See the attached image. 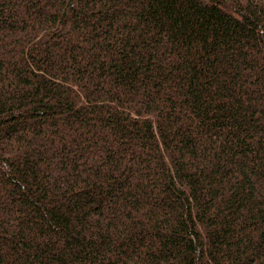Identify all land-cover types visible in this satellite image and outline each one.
<instances>
[{"label":"trees","instance_id":"obj_1","mask_svg":"<svg viewBox=\"0 0 264 264\" xmlns=\"http://www.w3.org/2000/svg\"><path fill=\"white\" fill-rule=\"evenodd\" d=\"M0 264H264V0H0Z\"/></svg>","mask_w":264,"mask_h":264}]
</instances>
